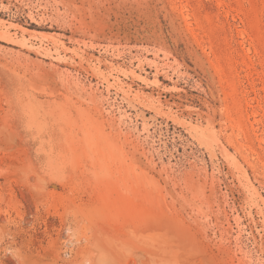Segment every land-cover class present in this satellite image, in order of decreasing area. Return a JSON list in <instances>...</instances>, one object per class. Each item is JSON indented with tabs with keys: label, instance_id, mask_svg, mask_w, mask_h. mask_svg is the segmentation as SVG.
Returning <instances> with one entry per match:
<instances>
[{
	"label": "rangeland",
	"instance_id": "374dc122",
	"mask_svg": "<svg viewBox=\"0 0 264 264\" xmlns=\"http://www.w3.org/2000/svg\"><path fill=\"white\" fill-rule=\"evenodd\" d=\"M0 264H264V0H0Z\"/></svg>",
	"mask_w": 264,
	"mask_h": 264
},
{
	"label": "bare ground",
	"instance_id": "6f19581e",
	"mask_svg": "<svg viewBox=\"0 0 264 264\" xmlns=\"http://www.w3.org/2000/svg\"><path fill=\"white\" fill-rule=\"evenodd\" d=\"M186 124H187V123H186ZM186 124H185V125H186ZM193 127H194V126H193ZM186 128H189V129H191V128H192V125L188 123ZM191 131H192V130H191ZM226 163L230 164V162H229V161H227V160H226Z\"/></svg>",
	"mask_w": 264,
	"mask_h": 264
}]
</instances>
